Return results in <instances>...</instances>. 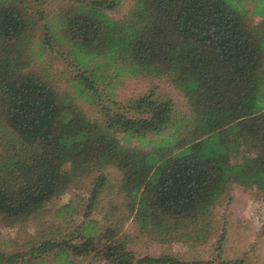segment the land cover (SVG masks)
<instances>
[{"label": "trees", "instance_id": "1", "mask_svg": "<svg viewBox=\"0 0 264 264\" xmlns=\"http://www.w3.org/2000/svg\"><path fill=\"white\" fill-rule=\"evenodd\" d=\"M118 1L0 0V225L30 228L0 234V264H243L220 258L212 209L234 187L264 204V0H132L112 19ZM123 76L184 103L118 99ZM72 185L84 202L58 203ZM127 220L156 244L213 239L214 256H137Z\"/></svg>", "mask_w": 264, "mask_h": 264}, {"label": "rangeland", "instance_id": "2", "mask_svg": "<svg viewBox=\"0 0 264 264\" xmlns=\"http://www.w3.org/2000/svg\"><path fill=\"white\" fill-rule=\"evenodd\" d=\"M131 4L132 0H119L113 9L107 10L106 13L112 19H118L123 16L126 9L130 7ZM260 19V17L254 16L253 21L256 23L260 21ZM39 33L40 28H37L34 32V37H37ZM56 60L57 67L62 69L63 64L59 59ZM113 86L117 98L125 97V95H135L145 89L154 88L155 91L161 94H169L179 106H182L184 103L182 97L176 94L175 90L167 85L164 80L157 81L150 76H123L121 80L118 83H114ZM76 103L87 113L96 112L86 102L77 100ZM106 103L116 108V105L111 104L110 101ZM85 190L86 188L82 191L79 185H72L59 199L58 203L64 202L67 199L82 197L83 203L85 200V196L83 195ZM72 192L78 193L79 196H74ZM229 193L228 196L222 198L212 209L213 218L215 222L217 221L219 223L217 225L218 228H224V239L221 250L219 251V256L226 260L242 258V260H244L243 264H264V204L261 201L260 195L253 188L249 187H234ZM71 204L73 205V203ZM74 204L81 213V204ZM63 216L66 221L60 224L66 232L72 230L73 226L80 220V217L75 215L74 212L64 211ZM90 217L96 218L100 224L103 223L99 220V218H101V213L92 212ZM71 218H74L75 221L71 222ZM59 222L58 220V223ZM26 230H30V228L28 226L23 227V225L5 228L0 225V234L7 238H20L27 233ZM122 230L125 234L132 237L133 242H129V247L137 256L157 255L160 253H169L184 259H192L193 257L205 259L214 256V254L206 256L210 250H213V239L210 240L209 247L199 245L195 250H190L180 244H156L148 235H143L138 232L135 224L129 220L124 223ZM214 234H216V232ZM93 260V258L88 256L80 264H97Z\"/></svg>", "mask_w": 264, "mask_h": 264}]
</instances>
